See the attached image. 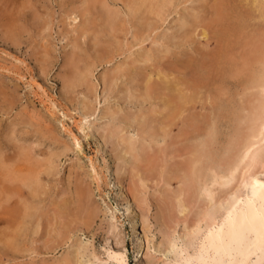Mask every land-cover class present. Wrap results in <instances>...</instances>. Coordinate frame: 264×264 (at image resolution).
Masks as SVG:
<instances>
[{
    "label": "rangeland",
    "instance_id": "374dc122",
    "mask_svg": "<svg viewBox=\"0 0 264 264\" xmlns=\"http://www.w3.org/2000/svg\"><path fill=\"white\" fill-rule=\"evenodd\" d=\"M103 1L126 21L116 37L105 34L99 18L95 19L96 28L81 32L89 19L97 17L86 12L81 15L85 0H0V230L5 228L4 219L8 218L4 207H13L16 198L3 201L7 195L5 188L14 184L12 175L7 174L10 171L13 176L24 174V167L30 163L37 170L51 166L49 173L40 175V206L47 221L43 219L37 233H23L16 252L9 246L11 233H0V264H63L62 259L71 253L76 255L77 264H114L107 255L125 249L127 262L131 264L128 221L122 216L119 185L139 195L137 214L143 219L149 240L140 264L172 261L173 253L158 246L157 229L161 226L175 253L188 247L181 240V231L187 224L182 217L186 213H178L174 198L170 204L166 199L178 189L168 170L185 158L176 154L186 143L183 137L177 138L183 125L177 122L166 137L150 138L142 132V116L158 111L160 104L157 99L145 97L143 82H137L124 70L135 65L136 70L153 80L157 79L159 67L169 74L168 63L188 55L199 57L201 51L209 53L206 63L212 62L214 42L199 37V28L192 32L191 43L178 45L181 35L178 25L186 12L201 13L206 19L211 15L198 11L202 3L197 0H175L164 22L154 23L156 29L144 33V41L139 45L122 0ZM205 1L208 5L212 3ZM231 1L237 13L248 17L241 38L233 42L234 48L227 56L236 67L232 71L228 64L215 65V71L209 73V84L196 91L194 103L188 105L192 107L189 112L201 120L204 131L214 133L220 152L236 134L230 112H238L242 99L252 101L251 93L258 98L257 90L247 89L249 93L252 91L249 94L245 88L250 67L256 65L253 62L256 54L251 48L264 44V18L259 17L252 0ZM104 50L108 52L103 54ZM142 53L154 60H142ZM160 56L162 60L156 61ZM248 57L250 63L243 66ZM74 70L87 71L90 90L69 82ZM169 75L179 77L182 73ZM153 117L156 128L157 117ZM141 147L147 149L148 161L135 159ZM22 151H27V159L21 157ZM78 187L86 189L89 196L88 205L94 213L90 220L80 212L83 209L78 206L75 191ZM64 201L68 204V215L58 213L57 206ZM165 204L174 205L173 219L165 211ZM45 229L69 233L68 238L52 250L51 244L44 243ZM190 244L189 252L195 246L194 240Z\"/></svg>",
    "mask_w": 264,
    "mask_h": 264
},
{
    "label": "bare ground",
    "instance_id": "6f19581e",
    "mask_svg": "<svg viewBox=\"0 0 264 264\" xmlns=\"http://www.w3.org/2000/svg\"><path fill=\"white\" fill-rule=\"evenodd\" d=\"M85 1L87 4L81 15L84 16L86 12L91 15L93 13L94 16L97 14V17H93V20L89 19L81 32L84 33L91 27L96 28L95 19L99 18L105 34L116 37L121 25H126L120 14L108 9L103 0ZM197 1L202 3L197 8L198 11L209 12L211 16L206 19L201 13L200 15L186 12V16H183L178 25L181 34L178 37V45L191 43L192 32L199 28L200 31L197 33L199 37L206 42L211 40L214 42V52L210 54L213 64L211 60L208 64L205 61L209 53L201 51L202 55H200L199 50L195 48L194 51L200 55L199 57L188 55L183 59L171 61L166 66V71L171 75L174 72L182 73L179 77L170 76L162 70L163 67L157 69V79L153 80H150V75L146 76L145 72L136 70L135 65L128 66L124 70L137 82H143L145 97L157 99L160 104L158 111L152 110L151 113L142 116L140 122L142 132L150 138L154 135L166 137L177 122L183 125L177 138L181 140L183 137L186 143L182 144V148H179L176 154L185 158L180 164H175L177 166H172L171 170L167 169L178 183V189L172 197L166 199L170 204L171 198H174L178 213H186L182 217V221L187 224H184L181 231V240L188 247L179 254L175 253L173 243L162 226L157 229L158 246L166 253H173V259L169 264H264V44H254L251 48V52L256 54L253 59L256 65H249L252 71L245 88L249 91L257 90L258 98H255L254 92L251 91L255 99L253 98L252 101L249 99V102L242 99L238 112H230L232 121L236 124V134L234 138H229L225 148L220 152L216 149L217 141L214 133L204 131L201 120L197 114L189 112L192 107L188 105L194 103L196 91L200 92L202 87L206 88L209 84L211 80L209 73L215 71V65L219 67L228 64L232 71L236 67L233 60L228 59L227 56L234 48L233 42L241 38L248 17L246 14L237 13V7L231 4V0H212L209 5L205 0ZM122 4L134 29L133 35L140 45L144 41L143 34L147 32L150 34L156 29L154 23L157 25L164 22L175 0H122ZM263 4L261 0H252L251 4L260 18H264ZM94 9L97 12H93ZM107 52L104 50L103 54ZM140 58L142 60L145 58L144 61L154 60L147 53H142ZM161 60L162 56L156 59V61ZM249 60L250 57L246 58L243 66L248 65ZM69 82L84 85L87 91L90 90L86 70L85 72L74 70ZM153 115L157 117L156 128L153 126L156 122ZM25 153L27 151H22L20 154L27 159ZM147 154V149L141 147L135 159L148 161L150 158ZM29 165L24 167L26 169L24 174L14 173L13 176L11 171L7 174V177L12 175L14 184L6 187L4 191L7 195L4 199L3 196L1 197L5 203L13 196L16 197L13 207H4L9 219H4L6 226L0 230V233H11L8 242L15 252L18 251V242L23 233H37L43 224V219L44 222L46 220L43 218L45 216L43 206H40L39 195L42 188L40 175L43 172L49 173L51 166L37 170L36 166ZM75 191L78 206L83 209L80 212L84 213L87 219H92L94 213L88 205L89 196L86 189L78 187ZM118 192L122 204V216L128 221L130 262L140 264L143 252L146 253L148 250L149 240L144 230L143 219L137 214L140 204L139 195L122 185L118 186ZM165 205V211L170 219H173L174 212L171 206L174 205ZM57 208L58 213L68 215V204L65 201ZM3 214L4 211L2 216ZM189 216L191 219L187 221ZM51 219L53 225L54 218ZM72 223L73 220H70L68 224L71 226ZM48 225L52 227L50 221ZM52 231L47 230L44 243L47 246L51 244L50 247H54L52 250H55L68 238L69 233L61 231L56 233V230L52 233ZM192 240L195 246H192L189 252L188 248ZM5 242L7 243L6 240ZM75 256L73 253L71 256H65L62 259L63 264H77ZM107 256L114 264H128L126 249L122 252H110Z\"/></svg>",
    "mask_w": 264,
    "mask_h": 264
}]
</instances>
